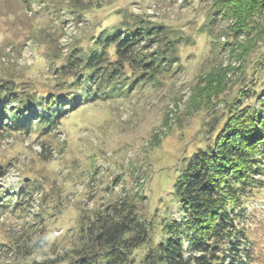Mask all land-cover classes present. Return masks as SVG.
I'll return each mask as SVG.
<instances>
[{"label":"rangeland","instance_id":"1","mask_svg":"<svg viewBox=\"0 0 264 264\" xmlns=\"http://www.w3.org/2000/svg\"><path fill=\"white\" fill-rule=\"evenodd\" d=\"M82 1L85 7L104 8L80 10L74 0H0V76L28 82L41 93L51 90L53 63L45 50L51 57L64 56L79 40L85 45L93 17H104L110 7L183 36L180 61L160 85L139 86L127 97L67 114L55 135L0 133V264L65 259L78 243L82 221L123 200L145 215L156 244L163 225L181 217L172 187L184 157L212 140L206 122L227 114L214 113L217 104L194 103L205 75L219 71L224 76L227 70L228 102L252 103L245 95L250 77L244 79L240 61L227 51L218 53L200 31L208 21V0ZM227 26L220 17L215 24L219 34ZM220 41L225 43L226 36ZM29 184L33 195L31 190V197L21 199ZM246 221L255 264H264V195L248 205ZM148 249L136 251L137 264Z\"/></svg>","mask_w":264,"mask_h":264},{"label":"trees","instance_id":"2","mask_svg":"<svg viewBox=\"0 0 264 264\" xmlns=\"http://www.w3.org/2000/svg\"><path fill=\"white\" fill-rule=\"evenodd\" d=\"M74 1L80 10L104 8ZM208 1V21L200 31L214 50L227 51L240 61L244 79L250 77L252 87L245 95L252 103L228 102L227 70L224 76L219 71L206 74L200 99L194 103L217 104L214 113L227 114L206 122L212 140L184 157L177 171L172 188L181 217L167 221L153 245L145 215L123 200L92 220L85 218L78 243L58 262L137 264L136 251L148 245L140 264H255L246 219L248 205L264 195V0ZM219 17L228 22L221 34L215 28ZM93 19L85 45L79 40L64 56L51 57L45 50L53 63L51 90L41 93L28 82L0 76V133L55 135L67 114L88 104L127 97L139 86L160 85L161 77L180 61L179 42L185 38L177 37L170 26L119 7ZM222 35L225 43L220 41ZM26 187L21 199L33 195L35 187Z\"/></svg>","mask_w":264,"mask_h":264}]
</instances>
